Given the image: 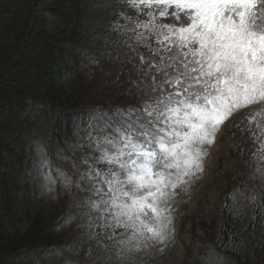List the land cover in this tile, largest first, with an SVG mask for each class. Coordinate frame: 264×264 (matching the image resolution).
Here are the masks:
<instances>
[{
  "label": "snow or ice",
  "instance_id": "snow-or-ice-1",
  "mask_svg": "<svg viewBox=\"0 0 264 264\" xmlns=\"http://www.w3.org/2000/svg\"><path fill=\"white\" fill-rule=\"evenodd\" d=\"M125 2L135 14L118 13L127 23L116 27L127 40L122 61L115 58L114 83L117 94L134 103L96 114L107 132L95 140L98 155L73 161L77 191L69 207L81 221L65 251L82 244L131 251L141 240L163 242L174 231L170 195L203 172L207 147L238 112L248 113L233 129L239 154L264 175V0ZM108 60L115 62L111 54ZM37 151L38 171L48 185L56 184L48 154ZM55 155L66 159L59 150ZM55 171L70 189L64 170ZM238 193L245 195L243 185L229 199ZM222 211L231 213L227 202ZM225 219L234 224L233 215ZM74 221L70 211L56 226Z\"/></svg>",
  "mask_w": 264,
  "mask_h": 264
},
{
  "label": "trees",
  "instance_id": "trees-1",
  "mask_svg": "<svg viewBox=\"0 0 264 264\" xmlns=\"http://www.w3.org/2000/svg\"><path fill=\"white\" fill-rule=\"evenodd\" d=\"M34 1L25 0L16 5L10 14V24L2 30L0 41V139L4 137L0 140V264H35L18 258V251L22 248H33L36 256L41 257L40 264H45L48 262L46 252L68 237L64 233L57 234L49 225V213L38 210L30 217L29 206L21 209L30 218L26 227L20 225V220L14 221L19 208L17 201L26 182L18 180L20 175L13 169L14 164L39 154L36 148L39 145L45 147L53 166L57 163L55 146H60L66 157L73 158L70 145L77 135L83 109L108 112L115 106L134 102L116 101L110 97L109 90L115 84L114 74L99 72L87 83L83 80L80 84L79 65L66 69L72 59L79 64L81 55L77 47L84 37L86 39L81 21L85 0H77L79 6L75 15H72L70 0L54 1L52 10L45 8L41 18ZM54 14L58 22L56 20L57 23L49 27L45 18ZM10 28L15 29L11 36L5 35ZM119 52L118 48L113 49V56ZM101 53L106 56L104 50ZM70 78L80 85L72 89L73 85L68 86L67 81ZM35 115L41 117L40 121ZM234 127L230 131L237 146ZM244 159H236L230 169L226 180L229 194L241 185L243 188L252 185L253 176L248 174L250 168ZM260 181L263 180L255 181L253 187L254 198H262L261 210H255L254 205L255 214L241 218L235 216L233 209L231 213L222 211L221 221L210 226L217 231L216 244L234 256L231 264H264V219L260 218L264 217V184L261 185ZM227 214L234 216V224L225 219ZM251 223H255V229L249 226ZM222 225L226 230L222 231ZM78 247L85 251L80 252L78 248L88 264L87 247L85 244Z\"/></svg>",
  "mask_w": 264,
  "mask_h": 264
},
{
  "label": "rangeland",
  "instance_id": "rangeland-1",
  "mask_svg": "<svg viewBox=\"0 0 264 264\" xmlns=\"http://www.w3.org/2000/svg\"><path fill=\"white\" fill-rule=\"evenodd\" d=\"M54 1L60 2V0H35L33 2L34 6L36 3L40 12L39 18L43 17L45 8L52 10V3ZM24 2L25 0H0V41H2V30L11 22L10 14L16 5ZM69 4L71 5L72 15H75L79 3L77 0H70ZM83 7L81 21L85 28L86 39L84 37L83 42L77 47V52L81 57L79 58V64H76V61L72 59L66 68L74 69L79 65L80 84L83 80H85L84 83H87L98 75L99 72H106L107 75L110 72L114 74V70L120 67V62L115 61V58L120 55L116 54L114 57L113 49H120V45L127 40V36L124 34L123 27L117 29L116 26H123L127 21L121 15H118V13L132 16L135 14L134 9L129 7L125 0H85ZM37 8L35 7L36 13ZM20 13L23 18L22 11ZM45 19V23L49 27L50 24L58 22L55 14L47 16ZM14 30V28L7 29L4 34L11 36ZM122 47L124 48V45ZM102 50L105 51L106 56H103L98 66L94 63V58L100 56ZM108 54L113 56L115 62H109ZM122 59L123 57L120 56L121 61ZM67 81L68 86L73 85L72 89L80 85L74 83L71 78ZM117 87H119L117 84L111 87L109 90L111 93L110 97L116 101L130 102V100H122L121 96L120 100H117L119 96L116 92ZM83 113L88 114L89 111L85 109ZM34 117L39 121L41 119L37 115ZM239 117L236 118L235 123L240 121ZM101 129H103V123L100 121H93L91 119L87 124H82V128L78 130L77 135L74 136V142L70 145L73 158L57 160V167L63 169L68 178L73 181V191L66 188L63 185L64 183L62 182V184L59 179L54 185L47 184L43 179V175L38 171L40 156L33 155L31 158L23 159L21 163L16 162L14 164L13 169L20 175L18 180L20 182L26 181L20 198L17 201L19 208H17V213L14 217L15 222L20 220V225H25V227L29 223L30 218L21 210L23 206L36 209L34 212L30 211V217H33L42 208L45 209L42 212L49 213L50 219L53 217L54 220H57L65 215V206L70 209L72 193L77 191L75 181L78 179V174L72 167L73 161L81 160V153L83 159L90 155H98V153L93 152L95 140L100 136L107 135V132L101 131ZM67 138L70 137L67 136ZM76 141L78 142L76 143ZM41 147L46 150L45 147L40 145L36 148ZM206 151L207 155L203 160V172L199 173L196 177L189 178L188 183L180 185L170 195L171 212L169 215L174 218L173 227L175 226V232L170 229L167 238L163 242L152 239L141 240L137 242V247L131 251L124 245L120 247L113 246L110 249H100L93 246L87 253L88 264H109V262L111 264H231L234 256H230L226 253V248H220L216 244L218 234L216 229H211L210 226L213 223L221 221L222 208L220 205L227 188L226 179H228L230 169L233 167L236 159H241L239 154L240 148H237L227 129L221 128L216 135L215 143L207 147ZM244 158L248 159L247 156ZM94 162L92 161V163ZM254 167V163L248 164V168H250L248 171L249 175L254 172ZM52 175L53 178L56 177L53 169ZM260 175L254 172L251 187L244 188L245 195L237 194V198L233 203L235 214L242 215L248 213L257 203L253 199L255 195L253 184ZM49 188L52 191H49ZM57 207L59 211L56 210ZM71 211L75 216V221L71 225L65 224L61 228L55 227L57 234L64 233L68 235L65 241H68L70 238L74 240L77 237V229L74 225L81 221V216L77 210L73 208ZM173 233L177 235L178 241H173ZM63 246L60 245L61 248ZM69 254L74 260V250L70 251ZM25 255L27 256V252ZM54 255H57L56 258L48 257L47 261L49 264H73L69 257L62 256V253L55 254L52 252L51 256ZM84 259L85 256L77 257L76 264H82V261L83 264H86Z\"/></svg>",
  "mask_w": 264,
  "mask_h": 264
}]
</instances>
